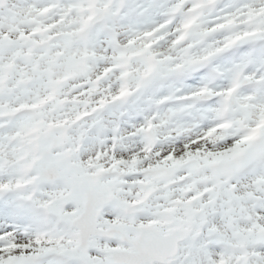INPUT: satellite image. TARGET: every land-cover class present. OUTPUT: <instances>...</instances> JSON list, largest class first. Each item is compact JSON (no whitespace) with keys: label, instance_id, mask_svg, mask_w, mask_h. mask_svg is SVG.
<instances>
[{"label":"snow or ice","instance_id":"1","mask_svg":"<svg viewBox=\"0 0 264 264\" xmlns=\"http://www.w3.org/2000/svg\"><path fill=\"white\" fill-rule=\"evenodd\" d=\"M0 264H264V0H0Z\"/></svg>","mask_w":264,"mask_h":264}]
</instances>
